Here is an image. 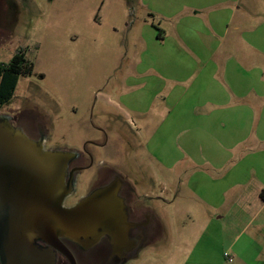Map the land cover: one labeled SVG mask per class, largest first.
<instances>
[{
    "label": "rangeland",
    "instance_id": "obj_1",
    "mask_svg": "<svg viewBox=\"0 0 264 264\" xmlns=\"http://www.w3.org/2000/svg\"><path fill=\"white\" fill-rule=\"evenodd\" d=\"M237 1H13L14 35L8 45L11 51L29 47L34 69L32 76L19 79L8 109L23 106L27 118H43L47 146L54 150L102 141L95 127L107 121L99 106L103 98L129 123L143 127L141 136L117 130L109 148L96 150L124 177L144 180L143 192L159 198L151 202L160 218L157 235L125 264H264V250L245 251L247 234L236 240L240 223L227 220L230 214L214 219L219 215L188 186L191 177L208 172L210 162L216 165L225 153L232 155L227 150L233 141L240 140V152L251 157L255 144L264 140V62L240 77L251 90L242 123L210 120L209 106L200 107L197 96L211 82L196 80L197 73H211V87L224 84V68L210 62L212 42L226 45L240 38L264 45V31L242 36L226 29ZM238 7L239 17L248 9L251 18L264 22V0H239ZM226 57L220 61L226 63ZM165 95L180 105L172 113L165 109ZM6 107L0 112L6 113ZM81 182L79 193H88L91 187L83 177ZM231 210L234 215L236 209ZM232 242L235 249L228 247ZM225 253L234 256L231 263ZM81 256L79 264H85L88 257Z\"/></svg>",
    "mask_w": 264,
    "mask_h": 264
},
{
    "label": "water",
    "instance_id": "obj_2",
    "mask_svg": "<svg viewBox=\"0 0 264 264\" xmlns=\"http://www.w3.org/2000/svg\"><path fill=\"white\" fill-rule=\"evenodd\" d=\"M76 154L46 149L43 141L30 139L0 116L1 264H55L58 252L77 264L63 239L86 251L108 237L115 254H127L121 264L142 250L144 242L131 235L139 225L130 221L120 197L119 176L79 204L63 205L75 188L73 179L66 178Z\"/></svg>",
    "mask_w": 264,
    "mask_h": 264
},
{
    "label": "crops",
    "instance_id": "obj_3",
    "mask_svg": "<svg viewBox=\"0 0 264 264\" xmlns=\"http://www.w3.org/2000/svg\"><path fill=\"white\" fill-rule=\"evenodd\" d=\"M236 4L237 6L230 10L227 30L231 29L234 33L241 32L242 36L246 33H256L258 30L264 31V22L260 24L259 18L256 20L251 18L248 9L242 10L239 17V0ZM214 46L215 50L212 52ZM221 46L223 50L219 51ZM210 52H212L210 62L224 68L221 73L224 76V84L223 86L219 84L221 89L215 83L211 87L214 81L212 74L197 73L196 80L200 81L205 77L211 79L209 86L197 94L202 99L199 101L200 107L209 106L210 120H220L228 126L242 123L251 91L249 84L241 79L242 74L252 68L260 69L261 62H264V45L243 41L240 38L229 40L226 45L223 41H215V44L214 42L211 44ZM226 53V63H222L221 57ZM229 63L234 65L232 69ZM171 97V95L164 96L165 109H169V113L180 106L177 102L173 105L169 100ZM242 145L240 140L233 141L227 150L229 153L232 152V155L225 153L216 165H211L210 162L211 167L208 172H199L204 174L201 177H191L188 186L212 213L219 215L214 219L224 220L230 214L232 216L227 220L234 218L240 223L236 240L247 234L245 251L261 252L264 250V140L255 144L257 153L255 152L251 157L240 152ZM160 151L158 150L159 156ZM158 161L160 162V157ZM160 163H164V160ZM232 208L236 209L234 215ZM158 219L160 221L159 215ZM234 242L228 247L235 249Z\"/></svg>",
    "mask_w": 264,
    "mask_h": 264
},
{
    "label": "flooded vegetation",
    "instance_id": "obj_4",
    "mask_svg": "<svg viewBox=\"0 0 264 264\" xmlns=\"http://www.w3.org/2000/svg\"><path fill=\"white\" fill-rule=\"evenodd\" d=\"M13 1L14 0H0V65L9 64L16 55L23 54L28 58L30 53V48L27 46L21 45L14 51H11V48H9L8 45L14 35L11 27L12 20L14 18ZM7 56H10L9 62L4 60ZM97 104L98 103H95L89 112L91 121L94 118V111ZM99 106L107 115L105 126L100 125L95 127V130L103 136L102 141L85 140L79 148L65 150L75 152L77 154L76 158L69 164V170L67 171L66 178L67 181L69 179H73L75 188H73L71 195L69 194L67 196L63 205L71 208L79 204L85 197H88L93 190L103 186L106 187L115 179L116 176H119L123 184L120 189V197L125 200L130 221L139 225L138 229H134L132 231V238L136 239L137 242L142 240L144 242L142 248H144L146 244L154 240L158 233L160 226L158 213L154 209L153 205H151V202L152 200H159V198L153 197L152 193L149 195L146 192H143L144 180L140 177H133L132 180H129L124 177L121 174V171L116 169V167H112L109 162L99 158L98 155H100V152H96V150L107 149L110 147L111 134L115 133V131H131L134 134L137 133V136L138 134L141 136L143 127L137 126L136 123H129V121H127L122 114L114 112L117 108L111 102H106L104 98L101 99ZM25 110L26 108L23 106H17L13 109L7 108V112H0V116L5 117L15 128L21 129V131H23L30 139L37 142L43 141L46 149H50L47 146V137L49 135L47 133L48 130L42 121L43 118L38 115L27 118ZM151 171L153 174V169ZM84 172H87L88 174L86 173V175H83ZM81 177L85 178L88 185L91 187L88 193H79L78 188L83 184V182H81ZM151 178L152 177H150V180ZM96 182L97 184L94 186ZM108 239V237L100 239L94 247L86 251L85 249H81L79 246L77 247L76 245H72L67 240L63 239L62 242L65 243V245L68 246L74 254L73 256L77 264H79L77 255L88 257L85 264H121V257L127 254H115ZM36 244L40 248H48V245L43 242H37ZM55 264L70 263L62 254L58 252L56 254Z\"/></svg>",
    "mask_w": 264,
    "mask_h": 264
},
{
    "label": "trees",
    "instance_id": "obj_5",
    "mask_svg": "<svg viewBox=\"0 0 264 264\" xmlns=\"http://www.w3.org/2000/svg\"><path fill=\"white\" fill-rule=\"evenodd\" d=\"M164 38V32L160 31L159 40ZM33 69L34 63L23 54L16 55L7 65H0V110L14 99L20 77L32 76Z\"/></svg>",
    "mask_w": 264,
    "mask_h": 264
},
{
    "label": "built area",
    "instance_id": "obj_6",
    "mask_svg": "<svg viewBox=\"0 0 264 264\" xmlns=\"http://www.w3.org/2000/svg\"><path fill=\"white\" fill-rule=\"evenodd\" d=\"M225 258L229 263H231L234 259L233 256L229 253H225Z\"/></svg>",
    "mask_w": 264,
    "mask_h": 264
}]
</instances>
